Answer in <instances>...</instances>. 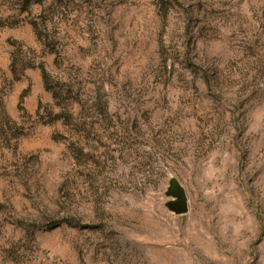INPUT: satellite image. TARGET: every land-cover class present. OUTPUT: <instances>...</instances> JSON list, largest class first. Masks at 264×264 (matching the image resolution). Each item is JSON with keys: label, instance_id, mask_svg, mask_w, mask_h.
Masks as SVG:
<instances>
[{"label": "rangeland", "instance_id": "1", "mask_svg": "<svg viewBox=\"0 0 264 264\" xmlns=\"http://www.w3.org/2000/svg\"><path fill=\"white\" fill-rule=\"evenodd\" d=\"M0 264H264V0H0Z\"/></svg>", "mask_w": 264, "mask_h": 264}, {"label": "water", "instance_id": "2", "mask_svg": "<svg viewBox=\"0 0 264 264\" xmlns=\"http://www.w3.org/2000/svg\"><path fill=\"white\" fill-rule=\"evenodd\" d=\"M169 200L166 207L176 215H185L189 212V198L185 187L178 178L173 177L169 181V186L165 192Z\"/></svg>", "mask_w": 264, "mask_h": 264}, {"label": "trees", "instance_id": "3", "mask_svg": "<svg viewBox=\"0 0 264 264\" xmlns=\"http://www.w3.org/2000/svg\"><path fill=\"white\" fill-rule=\"evenodd\" d=\"M45 75H46V72H45Z\"/></svg>", "mask_w": 264, "mask_h": 264}]
</instances>
